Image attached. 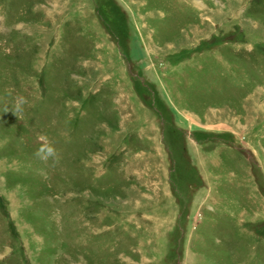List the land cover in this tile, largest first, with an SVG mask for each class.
Returning a JSON list of instances; mask_svg holds the SVG:
<instances>
[{"label": "rangeland", "instance_id": "374dc122", "mask_svg": "<svg viewBox=\"0 0 264 264\" xmlns=\"http://www.w3.org/2000/svg\"><path fill=\"white\" fill-rule=\"evenodd\" d=\"M0 264H264V0H0Z\"/></svg>", "mask_w": 264, "mask_h": 264}, {"label": "clouds", "instance_id": "9594fccd", "mask_svg": "<svg viewBox=\"0 0 264 264\" xmlns=\"http://www.w3.org/2000/svg\"><path fill=\"white\" fill-rule=\"evenodd\" d=\"M40 153H44L46 156H54L55 155V150L51 146H42L38 150V154H40Z\"/></svg>", "mask_w": 264, "mask_h": 264}]
</instances>
